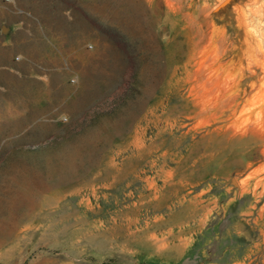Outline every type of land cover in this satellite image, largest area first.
Wrapping results in <instances>:
<instances>
[{
    "label": "rangeland",
    "instance_id": "obj_1",
    "mask_svg": "<svg viewBox=\"0 0 264 264\" xmlns=\"http://www.w3.org/2000/svg\"><path fill=\"white\" fill-rule=\"evenodd\" d=\"M262 16L0 0V264H264Z\"/></svg>",
    "mask_w": 264,
    "mask_h": 264
},
{
    "label": "bare ground",
    "instance_id": "obj_2",
    "mask_svg": "<svg viewBox=\"0 0 264 264\" xmlns=\"http://www.w3.org/2000/svg\"><path fill=\"white\" fill-rule=\"evenodd\" d=\"M259 16H260V15H259ZM262 17H263V16H262ZM263 18H264V17H263ZM261 20H262V19H261V18H259V21H257V23H256V24H257V25H260V24H261V22H262ZM262 23H263V22H262ZM261 26H262V25H261ZM258 32H259V31H258Z\"/></svg>",
    "mask_w": 264,
    "mask_h": 264
}]
</instances>
